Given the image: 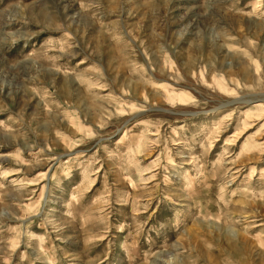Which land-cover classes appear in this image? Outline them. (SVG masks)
<instances>
[{"label":"rangeland","instance_id":"obj_1","mask_svg":"<svg viewBox=\"0 0 264 264\" xmlns=\"http://www.w3.org/2000/svg\"><path fill=\"white\" fill-rule=\"evenodd\" d=\"M0 264H264V0H0Z\"/></svg>","mask_w":264,"mask_h":264}]
</instances>
